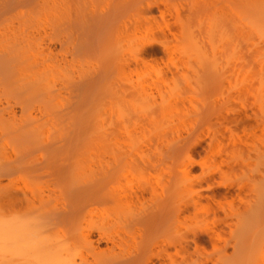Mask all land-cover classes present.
<instances>
[{
  "label": "bare ground",
  "instance_id": "obj_1",
  "mask_svg": "<svg viewBox=\"0 0 264 264\" xmlns=\"http://www.w3.org/2000/svg\"><path fill=\"white\" fill-rule=\"evenodd\" d=\"M11 2L19 14L44 10L51 24L70 28L71 56L86 66L77 78L64 77L65 137L34 144L53 148L52 154L66 151V162L83 150L92 156L76 174L57 176L63 206L37 215L35 235L0 226L4 258L21 256L19 264H262L251 248L264 223V73L253 77L257 68L264 71V56L255 50L258 42L243 45V33L264 39V0ZM215 6L218 23L205 28L213 11L217 16ZM20 51L0 57V73L12 62L31 64L35 54L28 53V60ZM34 81L27 90L40 93ZM45 98L40 102H53ZM203 142V151L196 152ZM246 149L253 155L245 158ZM196 164L203 177H193ZM151 169L155 176L148 174ZM228 170H241L246 180L229 177ZM213 173L223 183L219 190ZM14 175L7 171L0 179L14 182ZM201 179L208 194L201 191L206 189ZM245 187L250 192L245 209L213 229L199 232V224L189 225L201 220L202 202L216 208L214 202L233 200ZM12 194L5 201L14 203L9 200L19 194ZM18 199L33 202L25 193ZM57 226L67 236L44 234ZM205 241L214 251L193 260L190 252Z\"/></svg>",
  "mask_w": 264,
  "mask_h": 264
},
{
  "label": "rangeland",
  "instance_id": "obj_2",
  "mask_svg": "<svg viewBox=\"0 0 264 264\" xmlns=\"http://www.w3.org/2000/svg\"><path fill=\"white\" fill-rule=\"evenodd\" d=\"M213 2H216V0H213ZM6 5L8 6L5 7ZM215 8L216 6L212 9L215 10ZM35 11L26 15L24 12V14L21 12L19 14L18 11L14 9L11 0H0V57L8 58L22 50L20 52H23L24 56H27L29 53L35 54L34 57L37 58H33L31 64L28 63L29 61L25 62L23 66H18V64L16 65L15 62H12V66L0 73V174L13 171L15 173L13 178L16 179H14V182L8 178L0 179V226L2 224L13 226L16 229H14L15 233H19L20 235L26 233L32 236L36 234L34 231V221L39 213L58 209L63 206L60 187L57 185V176L60 175V173H65L68 176L76 174V168L81 165L88 166L92 156L91 151L83 150V154L79 158H76V155H74L75 159L66 162V151H58L52 154L54 151L53 148H49L48 151L42 148L39 149V143H37L38 146L34 144L36 141H40V138H62L65 135L66 130L64 129L66 128L65 125L67 124L66 122H68L66 119L68 120V118L64 117L62 114L66 112L65 107L66 103L69 101V93L63 82L65 81L64 77L70 74L74 78H77L78 75L83 72L82 70L86 68V66L81 67L82 65H80L79 62L77 64L75 59L73 60L71 56V41L75 37V33L64 24H51L48 20L47 13L41 12L44 10L36 11L37 13ZM215 12H217V8ZM153 13L161 20L160 12L157 8L154 9ZM212 13L209 17L210 21H207L206 26L212 25L219 20L220 12H217V16L216 14L214 15V11ZM208 15H210V13ZM170 17L172 21L178 25L175 14L173 13L172 15V13H170ZM245 20L246 19H244V21ZM206 26L205 28L209 27ZM131 37L130 39L132 40ZM128 39L126 40L128 45L126 43L125 45L130 46L131 44L128 43L130 39ZM243 39V45H253L254 41L258 42V46L255 47V50L259 52L261 56H264V39L251 36L248 32L245 34L243 33ZM15 40L16 43L11 45L12 41ZM17 41H19L18 46ZM132 42H135L134 39ZM153 47H155V49L159 48V50L162 51L164 50L160 44H155ZM252 57L255 58L256 55ZM28 60H31L29 55ZM0 69L3 68L0 67ZM253 73V77L258 78L264 71L257 68ZM247 75V73H244L241 77L244 79ZM251 78L250 76L249 79ZM30 80H37L38 87L42 92L39 88H37V90H39L40 93H35L32 90L28 91L27 87L30 88L32 86V82L29 83ZM251 83H253V81ZM36 87L34 89H36ZM50 91H52L53 94ZM47 93H51V97L47 96ZM44 97H46V101L51 99L53 104L48 103L49 101H47V103L40 102L43 101L40 99ZM55 103H57V106H55ZM204 145L205 142L201 145H197L195 151L202 152ZM245 151L247 152H244V157L247 158L253 155L249 154V152L254 150L248 151V149H246ZM52 155L55 156V159H51ZM254 161V159H251L249 163L253 164ZM69 163H71V165L67 166L66 170L60 169V165L64 167ZM228 172L229 177L233 179L246 180L241 170H228ZM149 173H155L153 176L156 175L155 169H151L148 171V174ZM202 173L203 169L199 164H196L192 170L193 177L202 175ZM210 175H212L211 179L215 182V187H213L219 190L223 184L219 182V175L217 173ZM139 176H141L140 173L136 178ZM203 176L204 175H202V177ZM203 179L200 181L209 179L208 175L205 176L204 180ZM14 183L17 185L16 189L18 192L16 189H13V187H15V185L13 186ZM203 185L206 189L201 190L202 193L208 194L210 190H207L205 181ZM10 192L14 195L19 194V196L16 195V197L18 196L17 198L23 197L25 193L33 198V202L27 204L25 201H22L23 199H18L20 201H17V198L15 200L13 198L10 199L9 202L13 201L14 203H8L7 201L9 198H7V196L8 194L11 195ZM6 198L7 201H5ZM249 198V188L245 187V190L238 193L233 200H222L219 203L214 202L216 208H213L204 201L199 206V208L203 210L201 220L199 222L197 220L189 221V225L195 226L199 224L200 226H197L199 232L206 227L213 229L227 216L232 215L237 210L245 209ZM228 221H230V218H228ZM258 226L259 228L256 229L257 233L255 234L256 240L251 249L255 258L258 256L261 263L264 264V223ZM57 227L58 228L45 232L44 234L58 237L67 236L66 228ZM197 227L190 228L189 232L195 231ZM26 228L27 231L24 232ZM184 229L186 230V227L183 228V231ZM88 233L89 229L83 230L84 235ZM228 236L229 234L227 237ZM0 241V264H19V260L21 259L20 255L18 261L15 260L17 263L12 259L16 255L13 256L7 253L6 258H4L5 256L2 254L1 249L4 243L2 240ZM212 251H214V248L211 243L205 241L204 247L199 249V251L192 250L190 252V257L193 260L196 258L200 260L204 255ZM15 259H17V257ZM209 264H212V262L209 261Z\"/></svg>",
  "mask_w": 264,
  "mask_h": 264
}]
</instances>
